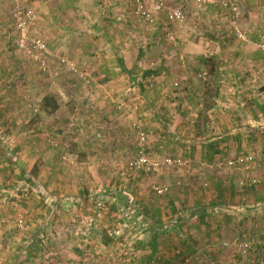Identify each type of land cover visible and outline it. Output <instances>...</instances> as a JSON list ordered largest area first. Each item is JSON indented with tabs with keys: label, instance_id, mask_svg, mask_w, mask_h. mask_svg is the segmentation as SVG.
I'll use <instances>...</instances> for the list:
<instances>
[{
	"label": "rangeland",
	"instance_id": "obj_1",
	"mask_svg": "<svg viewBox=\"0 0 264 264\" xmlns=\"http://www.w3.org/2000/svg\"><path fill=\"white\" fill-rule=\"evenodd\" d=\"M191 1L182 5L179 0H166V13L180 7L184 11L183 23H171L161 13L148 24L137 19L133 0H0V86L5 88L1 97L10 99L0 105L11 114L17 127L25 123L26 127L36 125L51 130V134L40 138L41 157L49 163L58 162L55 171L50 166L42 169L39 158L34 160L38 167L31 169V174L46 177L50 190L54 176H67L74 185L72 197H79L84 192L81 179L87 176V203L79 205L86 210L81 215L77 210L71 212V223L77 238L84 236L81 238L85 240L93 232H100L102 240L107 238V248L103 245L100 250L95 249L100 252V264H143L147 257H152L155 264H264V141L256 151L234 157L251 159L237 175L231 176L227 171L228 178H212L199 184L195 176L190 182L189 192L193 194L188 199L191 201L193 196L194 200L182 202L180 209L174 211L168 200L180 194L176 189L181 186L176 182L170 185L172 176L184 178L181 171L188 170L189 165L163 168L158 174L147 176L129 169L138 152V122L144 126L145 149L152 160L183 159L179 154L181 140L195 138L192 118L187 123L191 126L188 132L172 136L176 131L173 122L168 133L158 134L161 126L150 121L155 118L151 111L178 110L180 106L166 96L165 100L151 104L148 94L144 95L153 89L154 82L165 85L164 95L174 93L179 89L175 84L182 79L177 67L198 63L191 53L183 55L176 50L186 45L175 38L180 31L189 35L186 37L190 43L193 41L197 17L192 15ZM213 6L225 20L222 22H227L230 12ZM207 12L208 9L204 14ZM242 17L241 13L235 21L238 23ZM233 25L236 27V23ZM23 36L26 44L22 49L18 43ZM261 37L258 48L264 52ZM33 39L44 43V52L31 45ZM140 49L146 53L139 55ZM164 49L172 53L167 55L162 52ZM118 58L124 60L129 71L118 66ZM144 67L158 69V73L141 79ZM166 68L172 70L167 72ZM196 75L191 68L187 76L195 81ZM149 78L150 90L142 92L138 84L146 85ZM211 90L213 93L214 89ZM44 103L50 110L57 105V110L45 112ZM188 106L193 110L192 104ZM15 114L25 115V122L14 119ZM6 143L0 142V162L11 158ZM160 143L172 153L161 149ZM83 162L87 165H81ZM154 177L166 178L169 190L165 197L154 191L158 183L151 185ZM242 179L257 182L249 188L241 187L238 182ZM63 186L67 187L62 183L60 188ZM164 205L168 208L161 210ZM86 218L92 219L91 224L80 223ZM80 227L93 228L84 233ZM150 227H166L168 232L163 233L171 240L168 255L160 253L165 240H159L154 249L144 242V229ZM186 227L204 229L191 238L181 230ZM9 228L20 233L18 230L24 227ZM117 231L118 236L114 234ZM113 239L123 241V246L113 245ZM12 248L5 249L8 256L1 264L38 263L30 246L27 250ZM58 251L55 257L63 256ZM45 256L42 264H48L51 258L49 254Z\"/></svg>",
	"mask_w": 264,
	"mask_h": 264
},
{
	"label": "crops",
	"instance_id": "obj_2",
	"mask_svg": "<svg viewBox=\"0 0 264 264\" xmlns=\"http://www.w3.org/2000/svg\"><path fill=\"white\" fill-rule=\"evenodd\" d=\"M179 1L182 5L186 4V0ZM191 2H193L192 10L195 11L194 0ZM237 3L239 15L242 13L243 17L239 20L241 23L234 20L236 27L233 25L231 13H226L229 17L228 23L222 22L225 20L221 19L215 7L211 6L207 13L197 16L193 29L196 31L192 32L193 41L191 43L186 37L189 35L182 31L175 37L186 43L181 48H176L178 53L182 52L183 55L191 53L198 62L192 64V67L188 63H182L177 67L179 69L177 72L182 75L181 81L175 84L179 89L174 93L164 95L167 88L161 83L154 82L151 87L153 89L147 88L151 83V78L146 80V85L138 84L142 92L150 90L144 95L148 94L147 98L151 104L165 100L166 96L167 100H174L173 102L180 106L178 110L153 109L151 111V117L155 118L151 119L149 115L148 118L151 119L149 120L156 121L161 126L158 134L168 133L169 127L175 122L176 131L172 133V136L176 134L179 136V133L190 130L191 126L187 125L191 122L189 118L194 121L195 138L188 142L181 140L183 144L180 145L179 151L182 160L187 161L189 165V167L186 166L188 170L181 171L182 174L180 172L186 179L175 174L170 183L171 186L178 181L182 183L181 187L176 189L180 191V194L173 195V198L168 200L174 206L172 211L175 208L180 209L178 205L182 202L191 203L194 200L193 196L191 201L188 199L193 194L189 191L192 190L190 182L194 181L195 176L199 184L212 178L217 180L228 178L227 171H230L231 176L237 175V172L223 167L224 163L234 160L238 154L256 151L264 141V52L258 48V38L264 36V0H237ZM162 13L167 18L168 13L166 11ZM143 51L146 53L144 49H140L138 54H142ZM162 52L167 55L172 53L169 49H164ZM116 61H118V66L122 65L126 71L130 70L123 59L118 58ZM122 67L120 66L121 69ZM191 68L197 74L195 81H191V78L187 76ZM166 69L167 72L172 70V68ZM116 70L119 71V67ZM157 71L158 69L144 67L140 73L141 79H145L144 76L147 73H152L149 77H153V74L158 73ZM160 71L165 72L164 69ZM200 73L204 78H201ZM3 88L0 86V104L5 103L7 99L10 100L9 98L4 100V97H1L5 89ZM212 88L213 93H211ZM189 104H192L193 110L188 106ZM10 116L11 114H7L0 105V142H7L6 148L9 150L7 153L11 156L6 161L0 162V220L5 222L0 226L4 227L2 230L0 228V241H2L0 242V250L2 248L0 264L8 256L5 249L15 247L18 250H27L29 246L37 258V264L45 263L46 254L51 257L48 264H100V252L95 249L99 247L100 250L103 245L107 248V238L102 240L100 232L87 235L90 237H86L85 240L81 238L84 236L77 238L74 235L76 228L71 223L73 218L71 212L77 210L76 212H80L81 215L86 210L83 209L85 207L80 206L82 203H87L86 184L89 182L87 176L81 179L84 192L79 197H72L74 185L67 176H63L64 179L61 176H54V182L50 185L53 188L50 190L46 177L43 179L39 174H36L37 176L31 174V169L38 167L34 160L39 158L38 162L42 165V169L50 166L55 171L58 162L49 163L41 157L43 146L40 144V138L45 133L51 134V130L36 127V125L26 127L25 123L23 127H17V123L12 121ZM13 116L17 117L16 114ZM51 116L53 114L49 115ZM25 117L22 115L14 119L25 122ZM169 122L171 123L168 124ZM6 137L7 140H4ZM1 145L4 147L2 143ZM159 146L172 153L163 144L160 143ZM218 164L222 168H218ZM81 165L87 164L83 162ZM207 168L214 171H207ZM200 170L203 172L201 173ZM47 176L51 178L52 174L49 173ZM157 177L150 180L151 185L155 182H158L155 186L167 185L166 178L160 180ZM60 182L67 187L60 188L62 186ZM174 189L171 190V194L174 193ZM167 208V205H164L160 209L166 210ZM19 217L25 221L24 228L18 230L20 233L10 231L9 227H19L15 224ZM165 228L144 229L147 231L143 240L153 249L159 244V240H165L161 245L163 247L160 253L165 252L164 255H168L171 250L168 243L171 240L168 241V234L163 233ZM201 229L203 230L204 227H186L181 230L194 238ZM113 240V245L117 243L116 245L119 246L120 241ZM58 249L61 250L63 256L55 257L59 252ZM91 249L95 251L91 252ZM142 263L155 264L156 262L152 257H147Z\"/></svg>",
	"mask_w": 264,
	"mask_h": 264
},
{
	"label": "built area",
	"instance_id": "obj_3",
	"mask_svg": "<svg viewBox=\"0 0 264 264\" xmlns=\"http://www.w3.org/2000/svg\"><path fill=\"white\" fill-rule=\"evenodd\" d=\"M196 10L193 11V16L197 17L199 15L204 14L206 10L213 6L218 5L221 9L226 10L232 14V18L235 20L239 16V9L238 5L233 0H194ZM134 8H135V15L139 21L146 22L151 24L154 22V19L157 15L161 14L162 12L166 11V0H133ZM167 20L171 23H183L185 19L184 11L181 8L170 10L167 14ZM235 23V21H234ZM262 45L261 48L264 50V37H261ZM25 40L24 36L21 37L19 40L18 46L20 48L25 47ZM31 45L40 53L45 51V45L41 42L40 39H33L31 41ZM137 132L139 134L138 140V152L133 161L129 165L130 170H134L135 172H141L144 175H152L153 173L158 174L163 168L169 167H184L187 165V161H183L182 159H170L164 158L161 161L159 160H152L148 153H146L145 149V130L144 126L141 123H137L136 125ZM251 160L247 157H239L235 158L234 160L227 161L224 163L223 167L230 169L234 172L241 171V167L244 163L249 162ZM218 168H222L221 165L218 164ZM255 179H251L250 181H245L244 179L240 180L238 184L241 187H251L256 184ZM180 182H176L177 186H180ZM167 186H155L154 191L159 196H163L168 192ZM92 219L86 218L85 220L82 219L80 221L81 224H91ZM5 224L4 221L0 220V226ZM15 224L20 228L24 226L25 221L21 217L17 218ZM84 233L91 232V228L93 227H80ZM120 232H115V235L118 236ZM125 243H131L129 240H124ZM119 246H123V241H120ZM133 255V254H132Z\"/></svg>",
	"mask_w": 264,
	"mask_h": 264
},
{
	"label": "trees",
	"instance_id": "obj_4",
	"mask_svg": "<svg viewBox=\"0 0 264 264\" xmlns=\"http://www.w3.org/2000/svg\"><path fill=\"white\" fill-rule=\"evenodd\" d=\"M152 73H147L144 77H145V79L147 78V77H149L150 75H151ZM46 103H44V111L45 112H50V113H54V111H56L57 110V105H55L54 104V107H53V109L52 110H50V108L46 105Z\"/></svg>",
	"mask_w": 264,
	"mask_h": 264
}]
</instances>
